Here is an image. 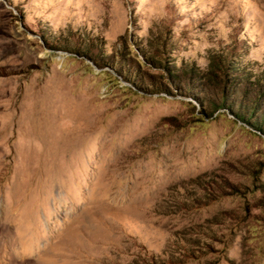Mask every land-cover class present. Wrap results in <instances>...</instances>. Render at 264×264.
Segmentation results:
<instances>
[{
	"label": "rangeland",
	"instance_id": "rangeland-1",
	"mask_svg": "<svg viewBox=\"0 0 264 264\" xmlns=\"http://www.w3.org/2000/svg\"><path fill=\"white\" fill-rule=\"evenodd\" d=\"M0 264H264V0H0Z\"/></svg>",
	"mask_w": 264,
	"mask_h": 264
}]
</instances>
